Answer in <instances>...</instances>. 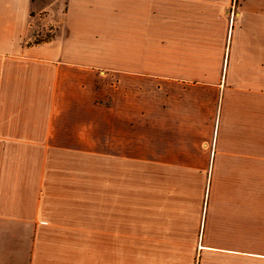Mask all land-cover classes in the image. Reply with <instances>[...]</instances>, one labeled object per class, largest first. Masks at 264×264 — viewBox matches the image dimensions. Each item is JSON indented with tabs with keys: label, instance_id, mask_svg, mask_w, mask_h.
<instances>
[{
	"label": "crops",
	"instance_id": "0c3cea01",
	"mask_svg": "<svg viewBox=\"0 0 264 264\" xmlns=\"http://www.w3.org/2000/svg\"><path fill=\"white\" fill-rule=\"evenodd\" d=\"M45 1L0 0V264H264V0Z\"/></svg>",
	"mask_w": 264,
	"mask_h": 264
},
{
	"label": "rangeland",
	"instance_id": "374dc122",
	"mask_svg": "<svg viewBox=\"0 0 264 264\" xmlns=\"http://www.w3.org/2000/svg\"><path fill=\"white\" fill-rule=\"evenodd\" d=\"M50 3H52L51 6H48ZM45 4H47L46 10L40 14V20H35V28L34 33L37 32L36 29H40V38L42 37L49 38L56 33V30H58V23L57 21L61 19L62 13L65 8V0H46ZM238 6V0H231L230 4V18L234 17V13ZM38 27V28H37ZM55 30V32H54ZM99 161V159H97ZM152 175H149V173L145 172H139L136 174H126V177L128 181H134V182H140V183H147L149 181V178ZM157 176V179L160 175L153 174V180ZM143 193V192H142Z\"/></svg>",
	"mask_w": 264,
	"mask_h": 264
}]
</instances>
